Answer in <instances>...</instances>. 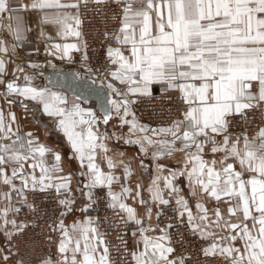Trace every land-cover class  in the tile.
<instances>
[{"label": "snow or ice", "instance_id": "1", "mask_svg": "<svg viewBox=\"0 0 264 264\" xmlns=\"http://www.w3.org/2000/svg\"><path fill=\"white\" fill-rule=\"evenodd\" d=\"M89 5L112 24L103 32L102 64L89 63L86 50L77 62L70 53L81 52L80 43L45 44L52 59L17 63L33 31L25 13L36 14L39 40L51 39L44 29L52 26L61 39L80 41V12ZM53 60L75 67L64 72ZM75 81L99 82L95 104L84 106L87 97L70 94ZM157 84L174 111L166 125L152 127L138 120L134 106L151 98ZM0 99V264H34L20 241L36 228L49 242L52 233L59 240L55 258L35 264H115L95 226L99 217L86 215L98 199L125 226H136L130 252L117 233L119 258L128 264H193L181 228L210 241L199 250L204 258L264 264V0H0ZM29 102L50 118L67 151L43 142L38 130L22 129L12 106L26 111ZM110 140L137 146L142 172L144 158H151L146 188L131 183L133 161L110 148ZM176 157L174 169L161 163ZM65 162L78 171H66ZM181 178L183 186L176 183ZM74 193L86 201L79 209ZM39 194H54L51 213ZM173 201L174 215L161 226ZM208 201H215L211 209ZM77 211L83 218L66 224Z\"/></svg>", "mask_w": 264, "mask_h": 264}, {"label": "built area", "instance_id": "2", "mask_svg": "<svg viewBox=\"0 0 264 264\" xmlns=\"http://www.w3.org/2000/svg\"><path fill=\"white\" fill-rule=\"evenodd\" d=\"M82 24L80 31L82 37L80 39L82 43V51L76 52L73 58L79 62L83 51L86 50L89 56V63L92 65L102 64L104 61L105 51L107 45L103 40V32L106 29L112 27L110 20L106 19L103 15H97L94 11V6L89 5L88 8H81ZM86 44L87 48L84 49L83 45ZM57 67L64 70H72L75 66L67 63H59ZM51 70V69H48ZM63 70V71H64ZM135 111L142 120L153 126H164L173 115L174 106H170L167 103V98H162L161 91L152 94L151 98H142L137 105L134 106ZM244 125L241 123L234 128V131L239 132ZM253 128L255 125L252 126ZM104 193L99 189L96 190L97 197H103ZM39 201H44V205L51 213L56 208V203L53 196H45L43 194L38 195ZM106 201L104 199H98L96 205L89 210L93 218L99 217L97 224L95 225L99 232L104 235V239L108 243L109 250L115 264H128V258L121 260L120 255L123 254V243L120 239H117V233L124 237L127 242L128 251L133 250L132 239L130 236L129 225L125 226L116 215L105 207ZM175 204L171 207H166L163 210V215L159 219V224L163 226L168 222L169 218L174 215ZM23 214H21L22 218ZM31 219V217H29ZM157 221L155 222V224ZM175 234L176 229H173ZM180 231L184 232V245L186 247V254L193 256V264H220L219 258H204L199 250L207 246L210 241L201 240L199 235L192 234L185 231L183 228ZM47 239L41 234V229L36 228L29 230L25 233L24 239L20 241L22 251L25 253V258L34 262L39 258L48 256ZM182 249L178 248L177 251Z\"/></svg>", "mask_w": 264, "mask_h": 264}, {"label": "crops", "instance_id": "3", "mask_svg": "<svg viewBox=\"0 0 264 264\" xmlns=\"http://www.w3.org/2000/svg\"><path fill=\"white\" fill-rule=\"evenodd\" d=\"M73 11H75V10H73ZM24 15H25L26 23L30 22V26L33 28V31L31 33L27 34L26 42L23 44L22 48L18 49L19 57L17 58V63H19L21 60L26 61L28 59H30V60L42 59V63H44L46 59H52V57H46V55L44 53L45 44L51 45L53 43H61V44H63V43H80L82 46L81 41H77V39L75 37H68L67 39H61L56 34V32H57L56 28H54L52 26H45V29H44L46 37H51V39L50 40H48V39L39 40L38 39V31L36 30V25L34 23L36 14L35 13H25ZM35 49H39L38 55H32V56L26 55L27 52L34 51ZM75 53L76 52L73 51L70 53V55L74 56ZM53 62L56 64L61 63L60 61H57V60H53ZM8 67H9V72H11L13 65L9 64ZM59 69H61V68H59ZM62 70H64V69H62ZM159 91H161L160 85H158V84L153 85L152 94L159 92ZM2 104H3V100L0 99V105H2ZM90 104H94V103L90 102L84 106H88ZM12 110L14 112H16L22 129L33 130V131L38 130L37 134L40 135V139L43 142L49 144L50 146L57 148L61 152L67 151V146L64 143L63 137L60 134L56 133L52 129L50 118L44 116L36 105L29 102V107L25 111L23 108H21L17 104V105L12 106ZM140 122L144 123L142 121H140ZM144 124H148V123H144ZM150 126L157 127V126H153V125H150ZM45 130H47L49 132L48 136H45L43 134ZM104 130H105L104 126H101V131L103 132ZM113 130L114 129H112L110 126L107 129V131H109V132H111ZM124 131H127V129L125 128ZM108 146L116 152H123L125 154L126 159H131L133 161L135 173L131 177V183L134 185L135 182H137V180H139V182L146 188L150 182L152 175L154 174L151 158L150 157L144 158L145 164L147 165V170L142 172L139 168V156H138L137 146L125 145V144H123L122 141L118 142L116 140L108 141ZM206 158H208V156H206ZM178 159H179V157L172 158V159H162L161 163L164 164L166 168L174 169L177 165ZM64 167H65L66 171L71 170L73 173L78 171V165H76V164L70 165L67 162H65ZM105 168H106V165H105ZM121 172H122L121 169H117L115 174L119 176V175H121ZM164 174L166 175L167 173H164ZM77 179H78V177L74 178V180H73V184H72L73 189H75V187L77 186V184H76ZM176 183L178 185L183 186L185 182L181 178ZM114 190L119 191L120 190L119 186L118 185L115 186ZM184 190L187 191L186 187ZM74 195H75L76 200H77L75 207L77 209L83 207V203L86 202L84 200V198L81 197L79 193H74ZM143 195L145 198H147L146 192H144ZM29 199H31V194L29 195ZM128 203L131 204L132 201L129 200ZM173 203H174V201H173ZM214 205H215V201L206 202V206L209 207L210 209ZM133 206L137 207L138 212L142 211V209H140L139 205H133ZM221 207L223 208L224 206L221 205ZM156 210L157 209L155 208V206H153V213H155ZM193 210L195 211L194 203H193ZM84 215L85 214H83L79 211L75 212L74 214H70L68 217H66V224H71L73 219H82ZM86 215L92 217V215L90 214L89 211ZM155 222H156V217H155V215H153L152 224L155 225ZM129 229H130V236H131V233L136 229V226L134 224H130ZM155 234H158V232ZM51 235H52V241L51 242L47 241V250L49 252V255L51 254L53 256V258H55V256H56L55 243H58L59 237H58V234H56V233H52ZM131 239H132V244H133V249H134L135 248V240L133 239L132 236H131ZM2 246H4V241H3L2 234H0V247H2Z\"/></svg>", "mask_w": 264, "mask_h": 264}, {"label": "water", "instance_id": "4", "mask_svg": "<svg viewBox=\"0 0 264 264\" xmlns=\"http://www.w3.org/2000/svg\"><path fill=\"white\" fill-rule=\"evenodd\" d=\"M71 70V69H70ZM47 73H51V70H46ZM69 70H64L68 72ZM99 88V82L96 85H93L91 81H75L72 83V88L70 94L81 95L82 97L88 98V103H96V95L93 93V89Z\"/></svg>", "mask_w": 264, "mask_h": 264}, {"label": "rangeland", "instance_id": "5", "mask_svg": "<svg viewBox=\"0 0 264 264\" xmlns=\"http://www.w3.org/2000/svg\"><path fill=\"white\" fill-rule=\"evenodd\" d=\"M28 60H29V59H28ZM34 61L39 62V63H42V59H35ZM57 65H58V64H57ZM58 68H59V67H58ZM26 70H27L28 74H31V70H30V69H27V68H26ZM43 82H44V81H42V79H40V78H37V80L35 81L36 84H42ZM134 111H135V108H134ZM135 113H136V116H137V118H138L139 121H142V122H144V123H147V122H145L144 120L141 119V117L138 115L137 111H135ZM148 124H149V123H148Z\"/></svg>", "mask_w": 264, "mask_h": 264}]
</instances>
